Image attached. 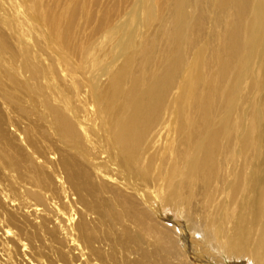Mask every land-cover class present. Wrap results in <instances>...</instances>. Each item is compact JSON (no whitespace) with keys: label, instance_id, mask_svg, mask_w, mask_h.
I'll return each instance as SVG.
<instances>
[{"label":"rangeland","instance_id":"rangeland-1","mask_svg":"<svg viewBox=\"0 0 264 264\" xmlns=\"http://www.w3.org/2000/svg\"><path fill=\"white\" fill-rule=\"evenodd\" d=\"M155 1L0 0V264L123 262L119 252L109 248V241L114 239L120 249L124 240V230L113 225L112 214L123 221L118 195L133 196L134 184L148 204L160 207L164 225L187 231L189 245L184 239L178 244L188 254L181 264H264V49L248 53L254 59L245 76H235L231 61L226 83L215 82L219 61L212 52L226 46L222 40L226 27L223 33L207 12L203 24L207 38H201L195 49L186 48L183 71L164 98L161 121L157 118L154 130L141 142L138 160L132 164L125 160L117 145L120 124L132 115L126 102L130 76L140 80L142 91L167 67L165 51L176 0ZM186 14L185 39H192L197 13L188 9ZM241 40L245 43V35ZM153 42L158 52L149 61L140 49ZM219 55L230 61L227 53ZM128 62L133 71L121 87V103L107 107L105 100L116 89L113 76ZM193 83L197 91L191 96L201 104L208 97L214 99L210 111L217 117L219 106L227 104L231 84L236 87L234 120L228 124L234 126L232 165L225 166L218 157L211 170L195 176L189 175L188 165L201 157L197 144L195 149L190 140L189 146L180 143L177 135L188 139L189 123L201 122L198 108L194 111L187 100ZM182 110L188 116L181 133ZM220 127L218 123L216 128ZM183 182L187 187L181 197ZM89 205H100V212L88 213ZM184 211L191 214L190 222L181 216ZM81 220L92 222V237L86 231L76 233ZM85 238L100 252L89 250ZM217 243L223 244L222 250ZM153 244L146 237L140 244L142 253L149 255ZM103 248L109 250L104 253ZM136 256L132 260L138 261ZM146 263L159 261L149 257Z\"/></svg>","mask_w":264,"mask_h":264},{"label":"bare ground","instance_id":"bare-ground-1","mask_svg":"<svg viewBox=\"0 0 264 264\" xmlns=\"http://www.w3.org/2000/svg\"><path fill=\"white\" fill-rule=\"evenodd\" d=\"M155 2H158V0H156ZM173 5H174V9H177V10L175 12L174 20H173L174 27L173 29L171 27L172 31L168 34V44H169L168 46L169 47L165 51L167 67L163 71V74L160 77H158L156 80H154L152 82V85L148 89L142 90V91H140L141 90L140 80L132 78L134 74L133 76H130L129 78L131 79V82H132L131 83L132 88L129 94L126 95L127 101L126 99L125 101L130 103V105L132 106V115L126 122L124 123L119 122V124L121 123L120 133L117 135L116 142L125 160H127L131 164L137 157L138 149H139L141 142L143 144L144 139L154 130L155 123H158V122H155L157 118H158V121H161V117H158V115L159 113L161 114L162 112L161 107L164 103L163 102L164 98L166 97V95H169L168 94L169 92L171 93L170 90L173 89V80L175 79L176 76L180 77V74L183 71L182 65L184 61H187L185 57L186 48H189V49L191 48V50L195 49V47H197L199 43L202 41V40L201 41L199 40L201 38L206 37L208 30L206 32V29L203 26V24L205 25L206 18H208L206 17L207 12L212 13L214 15L217 27L218 26L223 27V33H224V26L226 27L225 36L222 39L224 40V43L226 46H222L221 50L211 49L213 50L212 53H214L215 58L218 59L219 61V71H218V74L215 76V82L219 81V83H226L224 80V77H225L224 75L225 74L227 75L229 71L232 69V67H234V70L236 71L235 73L236 77L245 76L247 71L250 72L249 66L252 60L254 59V55L249 57L248 53L251 52L252 48L258 49L259 47H261V49H264V38H263L264 36V0H176V2ZM188 9L193 10L195 12V15L197 13L196 21H195L196 25L194 24L193 26H191V30L189 29L191 32H193V36L195 34V38H192V39H188V37L185 39V33H186L185 25H186V20H188L189 18V16H187L186 14ZM151 22H148V23L150 24ZM214 33H216V31H214ZM244 35H245V43H243L241 40L242 36ZM213 36L215 37L216 35L214 34ZM213 36L208 37V38L211 39L213 38ZM191 37L192 35H190V38ZM156 47L157 45L154 42L145 43L141 47L140 50H143L145 52V55H148L149 61H150V58L152 56H156L155 54L158 52ZM220 51H223L229 55L230 57L229 62H226V59L220 58V55H219ZM204 52L205 50L199 51L200 54ZM230 62H231L232 67L227 66L230 64ZM131 63L132 62H128V64H126L124 67L122 66V68H119V72L117 71L118 74L117 73L115 74L117 76H113L114 79L112 82L115 85L116 89L111 91L112 93H110V95H108L107 99L105 100L106 101L105 105H107V107L110 106L112 108L113 105L118 100H120L119 98L121 97V87L128 80L127 79L128 76L130 74L132 75V72H131L132 69L130 67ZM188 65L192 66L191 63H189ZM106 70L105 71L103 70L104 73L105 72L107 73ZM187 85L188 84L186 83L185 86ZM191 86L192 88L190 90L193 89L192 92L190 93L188 98L185 96L184 99L187 98L189 103L190 104L192 103L194 111L198 108V113L200 114V120H201L199 124L200 127L197 124L192 125L190 122L188 126L190 129L188 139H187V136H184L182 134H177V135H179L181 138L180 143L184 142L185 144H188L189 143L188 141L190 140L191 147L193 146L194 148H195V144H197L196 148L198 152L200 153L201 157L200 159L193 157L194 159H198V160H195L194 162L188 165L189 175L195 176V175L200 174L201 171L205 170V172H207L208 170H211L214 167L212 165L215 164L218 157L222 158L223 160L222 163H224L225 166L230 167L232 165L231 163L232 161L231 143L232 142L230 141H231V134L234 132V126L232 125V127H229L228 124L232 123L234 120L231 118L236 108L235 100L233 98L236 87L234 84H231L230 88L229 89L227 88L228 92L226 93L227 95L226 100L224 98L227 104L224 102L226 105H223L222 103H221L222 105L220 106L217 105L216 110L219 106L218 111L220 112L219 117H217L215 113L213 112V110L210 111L211 108L215 104V100L210 99V97H208L206 101L201 104V102L196 101V98H193V96H191V94H194L197 91L196 84L193 83ZM216 87H217V84H216ZM218 89L220 91V88ZM105 94H108V92ZM208 96H210V94ZM100 97H102V95ZM176 99L178 100V98ZM180 100H183V96L181 97ZM120 103H121V100H120ZM118 107H121V110H122L123 105L121 106L119 105ZM117 109L118 108L116 107V110ZM121 110L119 109L117 111H121ZM111 113H113V111H111ZM117 113H121V112H117ZM109 114L110 112L108 113V116H111ZM118 115L121 116L120 114ZM186 116H188V114L186 113L185 110L180 111L178 122L182 130L181 133L183 131L184 132L186 131V126H187L185 125V121H187L185 119ZM57 120L60 122L59 118H57ZM110 120H111L109 121L110 123L114 121L113 119H110ZM113 123H115V121ZM218 123L221 124L220 128H216V125ZM62 126H67V124H63ZM176 129H179V128H176ZM224 140H225V143L223 142ZM175 142L177 143V141ZM246 144H247V139L245 137L244 145ZM173 153H174V150H173ZM139 156H140V153L138 157ZM136 160H138V158ZM135 162L136 161H134V163ZM163 176L167 177L165 175ZM74 178L75 177L72 178V181L74 180ZM76 178L75 180H78L80 182V180ZM103 184H104V187L107 188L105 190L109 192L108 187L105 185V183ZM82 186L83 188H86V184ZM186 187H187L186 183L183 182V188L181 186V191L178 193L181 197H183V194L186 191ZM263 192L261 194H263ZM133 194H134L133 196H129V197L123 196V194L118 195V204H120L121 202L120 207L123 213V218L121 217L122 218L121 220L123 221H120L118 217L114 214H112V221H113V225L121 226L122 229L124 230V240H123V245H120V249H117V243L114 239L109 241V248L111 246L110 249L112 251L119 252L121 258L123 259L124 264H147L146 261H148L149 257H157L159 263H156V264H181L182 262H186V261H183V259L186 260V258L188 257V254L185 253L183 249L179 247L178 244H179V241H181L182 239H184L186 244H188L187 231H185V229L183 228H180V227L178 228L177 227L178 225L175 226V224L173 225L174 227L172 226V228L174 229L169 228L168 226L164 225L163 224L164 220L162 219L160 215L161 213L160 207L159 206L154 207L152 205L153 203L148 204V200L144 198V196L141 194L136 184H134ZM263 199L264 197H262V200ZM95 206L96 208H94V206L91 207L90 205L86 206L87 210L89 211L88 213H91L92 215L98 214L100 212L99 208L101 206L100 205H95ZM162 208H166L170 211L174 210V208H171L169 206H162L161 209ZM185 211L181 212L180 214L181 216L183 215L185 219H187L190 222L191 214L189 215ZM125 224H129V225L125 227ZM75 228H76L75 229L76 233H79L82 235V233L86 231L87 236L92 237V232H93L91 231V228L93 229L92 222L81 220L77 226L75 225ZM209 228L212 229V227H209ZM94 229H96V225ZM212 230L214 231L215 229H212ZM111 232L113 233V230ZM112 233H110L109 235H111ZM207 233H209V231ZM209 234L207 235L213 237V234H211V232ZM146 237L151 239L154 243L152 245V248H153L152 252L149 253V255H146L145 252L142 253V251L144 250V247L140 245L145 242ZM215 239L216 238H214V240ZM85 240L87 242V247L89 248V250H93V253L100 252L101 248L97 247L96 249L93 247V244L90 243L88 238H85ZM106 240L108 244V239ZM215 242L217 241H214V243ZM216 245L219 246L220 244L217 243ZM221 245L223 246V244ZM221 245H220V249L222 247ZM134 246L136 248H138L139 246L140 247L138 250L134 251ZM220 249L218 250L220 251ZM106 250L108 251L109 249L103 248L104 253L107 252ZM103 252L101 253L103 254ZM134 252L136 254H139L138 259L136 258L138 261L132 260V256L133 255L136 256ZM123 262H120L119 264H122Z\"/></svg>","mask_w":264,"mask_h":264}]
</instances>
